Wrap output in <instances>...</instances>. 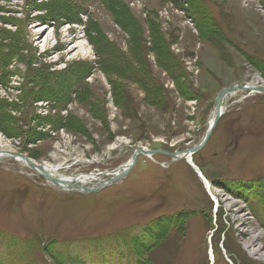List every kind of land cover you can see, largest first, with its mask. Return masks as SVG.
<instances>
[{"label":"rangeland","instance_id":"1","mask_svg":"<svg viewBox=\"0 0 264 264\" xmlns=\"http://www.w3.org/2000/svg\"><path fill=\"white\" fill-rule=\"evenodd\" d=\"M245 83L264 86V0H0V152L56 176L108 180L137 147L197 145ZM223 106L197 169L145 155L84 195L1 160L0 257L264 264V93Z\"/></svg>","mask_w":264,"mask_h":264},{"label":"water","instance_id":"2","mask_svg":"<svg viewBox=\"0 0 264 264\" xmlns=\"http://www.w3.org/2000/svg\"><path fill=\"white\" fill-rule=\"evenodd\" d=\"M248 89L246 86H234L231 89H226L224 90L220 96L217 98L216 101V106H217V113H216V118L214 120V123L212 124L211 128L209 129V131L206 134V137L204 138V140L202 141V143L199 146L196 147H192V148H188L186 150H183L181 152L175 151V152H168V151H162V150H152V151H148L145 150L143 148L137 147L136 152L134 154L133 157V163H136L137 158L139 157V155H146L148 157H152V155L158 153V154H166L167 156H169L170 158H172L173 160H181V159H185L190 157L191 155L199 152L202 148H204V146L206 145V143L208 142V140L210 139L214 128L218 122V120L220 119V110H221V100L228 94L229 91H234L236 89ZM259 91L264 92V87H261L258 89ZM7 156L5 159H20L23 160L31 169H33L34 171H36V173L44 176L46 179L51 180L55 185H57L58 187L61 188H65L67 190H72L74 192L77 193H86L87 191H93V188H89L87 186H78L75 182V179H56L54 178L52 175L45 173L43 170L44 168L41 165H38L36 162H34L32 159L28 158L26 155L24 154H19V153H11V152H6ZM2 155L0 154V157ZM42 171V173H40L39 171ZM128 174L127 170L122 171L120 174H118L117 176H114L111 180H103L101 183H99V186L97 187L96 190H100L102 188L111 186L113 184L118 183L121 179H123L126 175ZM200 176L203 178V176L201 175V173H199ZM93 191V192H94Z\"/></svg>","mask_w":264,"mask_h":264},{"label":"bare ground","instance_id":"3","mask_svg":"<svg viewBox=\"0 0 264 264\" xmlns=\"http://www.w3.org/2000/svg\"><path fill=\"white\" fill-rule=\"evenodd\" d=\"M39 41V40H38ZM228 93H232L231 91H229ZM5 152L6 151H4V152H0V154L2 155L1 157H0V160L1 159H5L6 157H8L6 154H5ZM194 165H195V163H194ZM41 166L44 168V172L45 173H47V174H52V176H54L56 179H62V178H59V177H62V175H54L58 170H59V168H58V166H53V165H51V164H48V163H44V164H41ZM125 167H128L127 165L126 166H124V169H125ZM39 171V170H38ZM35 172V171H34ZM40 173H42L43 174V172L42 171H39ZM198 173H201V172H198ZM57 174V173H56ZM119 174V172H115L114 174H112V176L111 177H114V176H117ZM201 175L203 176V174L201 173ZM97 176H99V175H97ZM97 176H93V175H91V174H83L82 176H77V177H75V180L77 181V185L78 186H99V181H100V179L97 177ZM95 178H97V182H93L94 181V179ZM203 178L205 179V182L207 183V185L210 187V183L206 180V178L203 176ZM203 179V180H204ZM95 183V184H93V183ZM208 188V187H207ZM255 252H257V251H255ZM210 256H211V259H212V262L215 260V258H214V254H213V251L211 250V253H210Z\"/></svg>","mask_w":264,"mask_h":264},{"label":"trees","instance_id":"4","mask_svg":"<svg viewBox=\"0 0 264 264\" xmlns=\"http://www.w3.org/2000/svg\"><path fill=\"white\" fill-rule=\"evenodd\" d=\"M225 187V186H224ZM226 188V187H225ZM3 261L5 264H16L15 260H12L10 258H7L5 256H3Z\"/></svg>","mask_w":264,"mask_h":264}]
</instances>
